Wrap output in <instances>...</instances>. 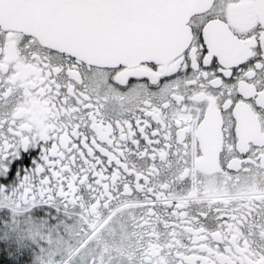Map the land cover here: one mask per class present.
<instances>
[{"label":"snow or ice","instance_id":"snow-or-ice-1","mask_svg":"<svg viewBox=\"0 0 264 264\" xmlns=\"http://www.w3.org/2000/svg\"><path fill=\"white\" fill-rule=\"evenodd\" d=\"M0 264H264V0H0Z\"/></svg>","mask_w":264,"mask_h":264}]
</instances>
